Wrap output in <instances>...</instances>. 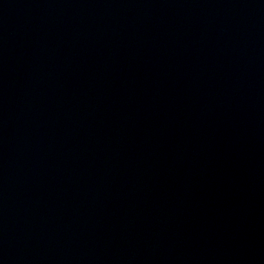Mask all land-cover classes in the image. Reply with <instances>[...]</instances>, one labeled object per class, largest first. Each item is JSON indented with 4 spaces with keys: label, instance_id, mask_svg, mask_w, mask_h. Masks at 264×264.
Here are the masks:
<instances>
[{
    "label": "water",
    "instance_id": "water-1",
    "mask_svg": "<svg viewBox=\"0 0 264 264\" xmlns=\"http://www.w3.org/2000/svg\"><path fill=\"white\" fill-rule=\"evenodd\" d=\"M0 264H264V0H0Z\"/></svg>",
    "mask_w": 264,
    "mask_h": 264
}]
</instances>
